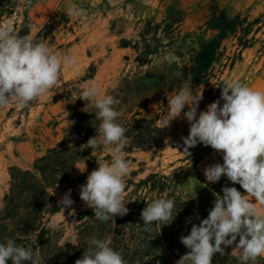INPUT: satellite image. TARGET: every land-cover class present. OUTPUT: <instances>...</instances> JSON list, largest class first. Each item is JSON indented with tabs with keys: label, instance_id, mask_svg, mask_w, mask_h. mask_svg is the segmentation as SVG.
I'll return each instance as SVG.
<instances>
[{
	"label": "rangeland",
	"instance_id": "1",
	"mask_svg": "<svg viewBox=\"0 0 264 264\" xmlns=\"http://www.w3.org/2000/svg\"><path fill=\"white\" fill-rule=\"evenodd\" d=\"M72 6L84 9L87 16H69L68 9ZM57 11L67 17L68 23L56 22L47 44L61 56H76L78 62L62 68L59 86L43 100L34 101L24 109L16 108L15 103L0 108V206L9 186V168H29L36 158L61 140L68 125V109L76 106V99L80 95L71 96L73 91L77 92L75 89L83 90L95 83L102 95H109L116 88L123 90V76L137 70L135 52L131 46L158 52L143 61L142 70L147 69L150 59L155 60L159 66L151 71V75L159 76L165 55L172 51L181 54L179 64L186 66L191 50L196 49L199 42L215 36L216 32L205 29V22L214 13L224 11L228 16L238 14L249 20L258 18L259 23L254 27L258 32L248 36V39L255 37V40L249 41L252 47L239 48L232 38L223 41L225 56L223 62L213 70L210 84L195 87L203 90L198 112L220 99L221 88L227 84L240 82L253 90L264 91V0H0V26H9L17 34L27 24L29 36L34 38ZM90 66L95 72L91 78H84L90 73ZM166 111L167 101L151 102L146 110L141 109L143 115L154 116L160 128L158 119ZM161 130L163 145L154 153L136 152L126 159L122 152L130 164V171L143 169V176L151 170H170L182 164L179 159L188 156L183 153L182 140L188 135V122L181 117L172 121L169 128ZM112 147L101 145L94 150L96 160L93 169L89 166L90 162L76 165L83 168L86 163L87 171L83 174L77 168L72 173L73 179L84 180L73 183L68 189L55 191L59 203L71 189L74 203L70 208L49 216L45 220L46 225L64 223L65 236L71 233V227L75 224V221H67L71 212L74 210L77 213L87 208L79 196L80 186L98 164L111 162ZM189 152L195 168L187 167L186 177L199 181L198 184L193 180L192 185L201 186L200 180H206L205 167L222 163V155L202 144L189 149ZM257 207L260 208V205L257 204Z\"/></svg>",
	"mask_w": 264,
	"mask_h": 264
},
{
	"label": "trees",
	"instance_id": "2",
	"mask_svg": "<svg viewBox=\"0 0 264 264\" xmlns=\"http://www.w3.org/2000/svg\"><path fill=\"white\" fill-rule=\"evenodd\" d=\"M56 22L66 24L68 19L57 11L33 39L47 43ZM258 23V18L249 20L238 14L228 16L224 11L214 13L205 22V29L216 32L215 36L199 42L197 48L191 50L186 66L179 63L169 65L164 61L160 64L162 71L159 76L151 75V71L159 66L155 60L150 59L147 69L142 70L143 61L158 52L131 46L135 52L137 70L123 76V90L116 88L109 94L118 101L115 109L122 113L117 122L127 129V144L123 150L126 159L136 152L152 154L163 145L162 130L156 118L143 115L141 109L146 110L151 102L165 103L170 95L180 91L185 81L191 80L194 88L208 86L213 70L223 62L225 56L223 41L232 38L239 48L252 47L249 41L255 40V37L248 39V36L258 32L254 28ZM17 34L29 35L27 24ZM172 53L181 57L175 51ZM89 72L84 78L93 76V66L89 67ZM177 73L181 75L177 76ZM75 90L77 92L73 91L72 97L82 92ZM76 101V106L68 109V125L61 140L36 158L29 168H9V186L0 206V243H6L7 238H12L18 245L31 246L34 252L40 254L41 264H75L89 246L92 237L110 238L111 246L122 254L127 264H176L188 251L180 242L181 236L189 234L193 224H199L207 218L213 207L214 194L222 195L221 189L224 186L236 187L242 193L244 190L223 176L217 183H208L203 179L200 180L201 186L192 185L193 180L187 179L186 173L187 167L195 168V162L185 156L179 159L181 165L170 170H151L143 176V169L131 170L126 177L124 195L128 203V214L116 216L115 224L111 221L101 222L94 219L93 210L87 207L68 218L69 223L75 221V224L71 227V233L65 236L64 223L55 228L45 224L49 216L61 210V205L52 193L57 189H68L73 183L84 180L72 178L74 168L79 163L90 162L89 166L93 169L96 160L94 151L82 146L96 135V129L101 123L96 118L97 110L94 107L89 105L83 111L85 101ZM160 197L174 198L175 218L164 226L154 222L150 232L144 231L141 212L147 204ZM72 243H77L79 247ZM225 251L229 254H217L212 264H241L238 256L231 255V246ZM7 264H11V261ZM255 264H264V257L258 258Z\"/></svg>",
	"mask_w": 264,
	"mask_h": 264
},
{
	"label": "clouds",
	"instance_id": "3",
	"mask_svg": "<svg viewBox=\"0 0 264 264\" xmlns=\"http://www.w3.org/2000/svg\"><path fill=\"white\" fill-rule=\"evenodd\" d=\"M68 15L85 18L87 13L72 6ZM164 59L169 65L179 63L174 53H168ZM77 62L74 55L61 56L46 42L35 41L29 35L20 36L9 26H0V108L15 103L16 108L24 109L34 101L43 100L59 86L62 68ZM77 99L85 101L83 111L89 105L94 107L96 118L101 121L96 135L82 148L94 151L101 145L113 146L111 162L98 164L88 174L80 186L79 196L93 210L95 220L115 224L116 216L123 217L129 212L124 195L130 164L122 155L127 129L117 122L122 115L114 107L118 101L112 95H102L97 84L86 86ZM202 99L203 90L194 88L191 80L185 81L180 91L167 100V111L158 119L161 128H169L172 121L181 117L186 119L189 132L182 137L183 153L190 156L189 149L200 144L211 147L222 155L223 163L205 167L206 181L217 183L223 176L232 184L240 185L244 192L224 186L222 195L214 194L207 218L193 224L190 233L181 236L180 242L188 251L176 264H212L217 254H229L225 251L229 246L231 255L238 256L241 264H255L258 258L264 257V91L253 90L240 82L227 84L221 88L220 99L198 112ZM75 168L81 174L87 171L86 163L83 168ZM73 203L69 189L59 204L64 211ZM174 207V198L168 197L147 204L141 212L143 230L150 232L154 222L162 226L170 224L175 218ZM71 214L75 215L74 210ZM72 244L79 247L77 243ZM8 261L41 264V257L31 246L18 245L7 238L6 243H0V264ZM75 264H127V261L111 246L110 238L92 237Z\"/></svg>",
	"mask_w": 264,
	"mask_h": 264
}]
</instances>
